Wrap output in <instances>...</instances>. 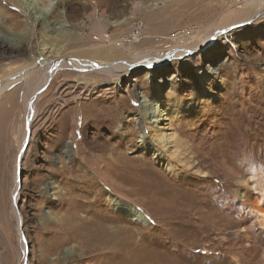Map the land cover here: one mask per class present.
I'll return each instance as SVG.
<instances>
[{
    "label": "rangeland",
    "instance_id": "obj_1",
    "mask_svg": "<svg viewBox=\"0 0 264 264\" xmlns=\"http://www.w3.org/2000/svg\"><path fill=\"white\" fill-rule=\"evenodd\" d=\"M25 1L33 8L26 22L18 8L0 0V38L20 34L30 41L28 48L19 49L0 42V82L28 70L22 68L38 56L36 42L46 40L45 27L69 31L73 39L63 57L111 62L130 59L120 36L135 28L143 39L135 43L132 55H156L191 47L223 19H245L254 12L244 0H49L46 10L44 0ZM125 17L109 25L104 36L93 26L96 19ZM247 22L229 31L238 25L232 22L211 44L208 40L181 58L136 67L117 80L69 67L51 71L48 77L54 75L34 105L20 174L21 169L46 170L55 179L49 184L24 176L21 187L20 178L17 203L12 193L18 185L15 165L26 122L25 81L3 92L0 264L23 262L20 234L28 264H264V238L254 217V202L264 199V16ZM214 64L220 67L206 75L209 84L199 83L197 72L208 74ZM34 73L31 84L41 77ZM199 91L212 94H205L195 110L192 105L183 109L181 119L164 117L169 119L161 125L188 146L191 167H177L175 179L159 156L139 153L151 135L143 105L160 95L169 112L178 98ZM150 145L162 156L158 146ZM250 185L255 189L250 191ZM95 186L109 195L102 196ZM116 197L151 217L162 235L153 236V226L117 215L108 205Z\"/></svg>",
    "mask_w": 264,
    "mask_h": 264
},
{
    "label": "bare ground",
    "instance_id": "obj_2",
    "mask_svg": "<svg viewBox=\"0 0 264 264\" xmlns=\"http://www.w3.org/2000/svg\"><path fill=\"white\" fill-rule=\"evenodd\" d=\"M5 1H7L11 5L15 6L16 8H18L23 13L24 22H26L25 20L29 17L30 10L33 9V8H30L31 4H28L25 0H5ZM161 1L166 3V2H169L171 0H161ZM244 1L248 6L254 7V12L252 13L251 16H248L244 19V15H243V18H237L236 20H233V21H227V20L223 19L219 25L220 27H216L212 33L207 34L203 39H201L200 41H198L195 44H192L191 47L180 46L179 48H173V49H170L168 51H165V53L161 52V53L156 54V55H154V53H147L146 54L143 52H134V55H132L133 52H128L127 57H129L130 59L126 60V61L129 62L133 68H130L128 65H126L125 60H123V61L122 60H119V61L114 60V61L110 62L108 60L104 61V60L96 59V58L95 59L94 58L93 59H84V58L63 57L61 55L62 51L66 47L67 42L70 39H73V38H69L70 37V33H68L69 31L66 30V27H64L65 30H63V31L61 30V27H45V29H46L45 33L48 34L47 36H45L46 40L43 41V39L41 38V39H37V42H36V46H37V49L39 51L38 56L32 57L33 62L29 66L22 68V69H28L27 71H24V72L16 71L15 74L7 76L4 80H2L0 82V95L3 92H5L7 89L13 87V85H15L17 82L25 81V84L27 87L26 93H24V111H25V121H26L27 117L29 116V114L32 111H33L32 114L34 115V113H35L34 102L37 100L38 96L40 95V94H38V92L46 84V82H47L46 79H47V77L51 71L58 69L59 67H69L72 69H77L78 71H82V72H94V73L101 74L104 76H108L110 78L117 80L119 75L124 74V73L129 74L136 67H146L149 64L156 65L160 61L166 60L167 58H168L167 61L173 60L175 58H181L182 56L187 55L189 52L190 53L194 52V50L197 49L198 47L199 48L204 47V45L207 44L208 40H211L212 38H214L216 36L215 34L218 35V32H219V35L220 34L223 35L224 33H227L228 29L225 26L228 25V27H229V24L232 25L231 24L232 22H236L235 24H239L241 22H247L248 20H250L255 15H258V18L264 16V0H244ZM49 4H50L49 0H44L42 3L43 10L48 9L50 7ZM62 17H61V19H62ZM125 19H128V17H125L124 19L119 20V21H112V22L105 21L104 19H96L93 22V26L97 29L98 33L101 36H104L105 29L109 25L120 24ZM237 21H239V22L237 23ZM60 22H62V20ZM47 23L52 24L53 21H49ZM81 25H84V24H81ZM70 26L71 25H69V28H72ZM20 36H21L20 34L14 35L12 37L8 36V35H4L3 37L0 38V42H1V44L11 46L13 49H19V48H21L22 45H24V48L25 47L28 48L30 46V41L26 40L25 38H20ZM134 43H138L137 40H135ZM115 48L119 49L118 47H115ZM46 52L50 53V54L48 56L44 55ZM106 53L108 55H111L113 53V51H111V52L109 51ZM171 57H173V59H170ZM65 58H68V61L63 60ZM33 64H34V66L37 65V67L32 68ZM147 67H149V66H147ZM219 67H220V64H214L212 66L210 65L209 66V73L205 74V75L203 73L197 72V77H198L199 83L209 84V79L207 78L206 75H212V73L214 71H216V69H218ZM34 72L38 73L37 77L38 76H41V77L37 78L36 83L31 84L29 79ZM208 93H211V92L199 91V92L193 93L192 96H190L189 98H187L185 100L178 98L174 102V104H172L173 106L170 110L171 112L169 111L170 113L168 112L169 107H167V105L161 104V102L159 100L160 95L154 96L152 103H146L145 105H143V109H144L143 110V116L146 119H148L147 124H149V126L147 127V131L150 132L151 135L148 137V139H146V143L142 146V149L140 150L139 153L144 154L146 152H150V154L152 153L151 156L153 159H156V157L159 156L162 159V163L166 164V165H164V170H166L175 179H177V177L179 175V168H177V167H180L183 169H189L191 167L189 159H191V158L186 157L185 154H186V152H188L187 151L188 146L183 145L184 142L182 143L181 140H179L177 133H175V131H173L172 129L168 128L169 130H167V129H164L161 127V125L169 119V118L165 119L164 117L170 116L171 118H174V117L177 118L178 117L179 119H181L183 114H184L183 109H187L192 105L191 106L192 109L195 110L196 109L195 107H197L199 101L202 102V100L205 99V97H206L205 94L208 95ZM33 97H35V98H34V101H33L32 107H31L30 102H31ZM147 114H150V116ZM33 117L34 116H32V120H33ZM162 118H164L163 121H162ZM164 125H167V123ZM25 126H26V122H25ZM25 137H26V128L24 130V134H23V138H22L23 142L21 140V143H20L21 149L23 147V144L25 143ZM143 138H144V135H143ZM151 143L158 146L160 148V151L161 150L163 151L162 156L160 154H155L157 152V150L152 148V145H150ZM64 152L65 153L68 152V145L64 146ZM22 156H23V153H21V159H22ZM164 158L166 159V163L164 162ZM15 167H16V165H15ZM98 167H99V165H98ZM16 170H17V168H16ZM197 173H201V172H197ZM155 175L156 174L153 173L151 178L154 179ZM17 176L18 175L15 173V175H14L15 182H17V180H16ZM15 186L18 187V185H15ZM17 187H16V189H15V187L13 188V193L11 192L16 197V199L13 200V202H16V200H17V196L15 195L17 192L16 191ZM249 187H250V191L252 189H255V186L250 185ZM14 191H15V193H14ZM250 196H251V198H254V199L256 198L254 193H251ZM125 204L134 205L135 207H137L135 204H132V203H130V202H128L122 198H118V197L112 198L108 203V205L111 207V209L117 215H120L122 217L125 216L127 219L133 221L135 219L133 216L124 215L120 211L121 206H123ZM254 204L256 206H258V210L256 211V214L254 215V217L257 221L256 222L257 225L261 228V230H260L261 235L264 238V199L257 200L256 203L254 202ZM17 225H19V224H17ZM19 230H20V227H19ZM20 239H21V236H20ZM20 239H19V241H20ZM20 243H21L20 251H21V254L23 256L22 257L23 262L21 264H24L26 254H25V248H24L25 246H24V243L22 242V239H21ZM262 246H264V240L262 241ZM263 257H264V255H263ZM27 264H28V261H27Z\"/></svg>",
    "mask_w": 264,
    "mask_h": 264
},
{
    "label": "snow or ice",
    "instance_id": "obj_3",
    "mask_svg": "<svg viewBox=\"0 0 264 264\" xmlns=\"http://www.w3.org/2000/svg\"><path fill=\"white\" fill-rule=\"evenodd\" d=\"M65 159L70 160V157L66 156ZM40 163H42V162H37V166H39ZM70 163H71V160H70ZM21 164H23V160H21ZM28 167L32 168L33 166L30 164V165H28ZM55 167H56L57 171H59L61 168V165L59 164L58 160L55 163ZM24 176H31V178H39V179H41V182L49 183V184L53 181V179H55L46 170L37 171V170L33 169L32 171H24L23 169H21V187H23ZM31 187H32V185L30 184L29 188L31 189ZM83 187H89V185L85 184V185H83ZM94 190L101 191L102 196L109 195V193L107 191L103 190L102 186H95ZM49 195H50V193H49ZM15 199H16V197L13 196V200H15ZM36 199H39V197H36ZM120 211L124 215L133 216L135 218L133 221L136 223L143 224L145 227L153 226V232H152L153 236H155L158 233L162 235L161 229L159 227H155L156 222L154 220H152L151 217L144 216L141 209L135 207L134 205L125 204V205L121 206ZM175 254L179 255V251H177ZM170 264H172V262H170Z\"/></svg>",
    "mask_w": 264,
    "mask_h": 264
},
{
    "label": "water",
    "instance_id": "obj_4",
    "mask_svg": "<svg viewBox=\"0 0 264 264\" xmlns=\"http://www.w3.org/2000/svg\"><path fill=\"white\" fill-rule=\"evenodd\" d=\"M260 18V17H259ZM256 19H258V15H255V16H253L249 21H248V23H245V24H250V23H252L253 21H255ZM242 25H244V24H238V25H236V26H233V27H231L230 28V30L229 31H232L233 29H235V28H238V27H241ZM221 35V34H220ZM215 38V37H214ZM210 43L209 44H211L212 42H213V40H211V41H209ZM170 59H173V57H171ZM63 60H65V61H68V58H65V59H63ZM125 63H126V65H128L130 68H133L131 65H130V63L129 62H127L126 60H125ZM53 75L54 74H51L49 77H48V79H47V82H46V84L39 90V92H38V94H41V92L45 89V87L49 84V82L51 81V78L53 77ZM34 98L35 97H33L32 98V100H31V102H30V104H31V107H32V104H33V101H34ZM36 102V101H35ZM35 102H34V105H35ZM33 111L29 114V116L27 117V120H26V126H25V128H26V137H25V143L23 144V147H22V149L20 150V152L18 153V155H17V162H16V168H17V175H18V181H17V184H18V187H20V165H21V153H23L25 150H26V148H27V145H28V142H29V138H30V132H31V128H30V126H31V123H32V116H33ZM17 187V188H18ZM13 199V198H12ZM17 203V202H16ZM15 208H16V205H15ZM16 211H17V208H16ZM18 222L20 223V226H21V219H20V217H18ZM21 235V239H23V235L22 234H20ZM27 255H26V258H25V262H24V264H27Z\"/></svg>",
    "mask_w": 264,
    "mask_h": 264
},
{
    "label": "built area",
    "instance_id": "obj_5",
    "mask_svg": "<svg viewBox=\"0 0 264 264\" xmlns=\"http://www.w3.org/2000/svg\"><path fill=\"white\" fill-rule=\"evenodd\" d=\"M143 39L140 29H133L130 33L123 34L120 36V42L122 43L121 48L124 52H131L133 47H135L134 41L137 40V42H141Z\"/></svg>",
    "mask_w": 264,
    "mask_h": 264
},
{
    "label": "crops",
    "instance_id": "obj_6",
    "mask_svg": "<svg viewBox=\"0 0 264 264\" xmlns=\"http://www.w3.org/2000/svg\"><path fill=\"white\" fill-rule=\"evenodd\" d=\"M142 34H143V33H142ZM143 35H144V34H143ZM145 36H147V35H145ZM1 105H3V104H1ZM1 105H0V106H1Z\"/></svg>",
    "mask_w": 264,
    "mask_h": 264
}]
</instances>
